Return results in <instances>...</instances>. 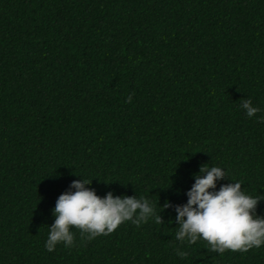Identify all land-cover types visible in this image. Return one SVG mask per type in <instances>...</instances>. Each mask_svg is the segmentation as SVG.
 Here are the masks:
<instances>
[{"label":"trees","instance_id":"1","mask_svg":"<svg viewBox=\"0 0 264 264\" xmlns=\"http://www.w3.org/2000/svg\"><path fill=\"white\" fill-rule=\"evenodd\" d=\"M261 117L264 0H0V264H264V244H181L163 210L205 164L226 173L216 190L264 196ZM82 179L147 198L164 223L91 241L73 227L72 247L47 251L56 200Z\"/></svg>","mask_w":264,"mask_h":264},{"label":"clouds","instance_id":"2","mask_svg":"<svg viewBox=\"0 0 264 264\" xmlns=\"http://www.w3.org/2000/svg\"><path fill=\"white\" fill-rule=\"evenodd\" d=\"M240 106L249 118L261 111L252 106L251 99H243ZM258 122L264 123V117ZM225 177L220 167L201 165L199 173L195 174V183L186 192L187 203L173 206L166 201L163 205V210L174 207L177 213L175 219L179 227L175 239L181 244L192 245L202 239L207 242L208 251L221 255L226 250L245 253L264 244V216L256 214L264 196L246 195L239 182L221 184L216 190L217 181ZM91 181L73 180L69 189L56 200L52 210L55 221L45 244L47 251L52 252L59 243L72 247L74 233L70 228L73 227L79 230L81 240L91 241L114 232L126 221L139 227L154 217L156 224L164 223L147 198L114 196L111 191L100 197L87 187ZM176 254L182 259L188 256V252L179 248Z\"/></svg>","mask_w":264,"mask_h":264}]
</instances>
